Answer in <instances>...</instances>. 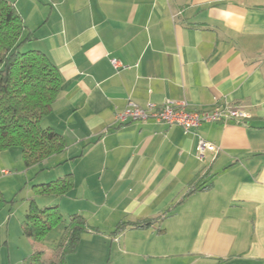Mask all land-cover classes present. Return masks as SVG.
<instances>
[{"label":"crops","instance_id":"0c3cea01","mask_svg":"<svg viewBox=\"0 0 264 264\" xmlns=\"http://www.w3.org/2000/svg\"><path fill=\"white\" fill-rule=\"evenodd\" d=\"M10 1L63 79L42 124L66 148L41 165L44 182L72 173L74 187L50 204L96 194L100 221L157 219L116 237L109 264H264V0ZM181 102L250 116L188 134L117 121ZM200 138L218 153L198 159Z\"/></svg>","mask_w":264,"mask_h":264},{"label":"trees","instance_id":"16d2710c","mask_svg":"<svg viewBox=\"0 0 264 264\" xmlns=\"http://www.w3.org/2000/svg\"><path fill=\"white\" fill-rule=\"evenodd\" d=\"M33 40V32L14 3L0 0V151L19 146L28 167L39 165L66 148L63 135L42 124L61 91L62 75L45 52L24 49ZM73 187L74 176L67 173L35 184L34 191L38 196L61 197ZM201 188L203 186L192 184L183 198ZM156 220L121 221L113 234L118 236L128 227L149 228ZM63 223L64 217L57 204L41 208L35 199H31L23 233L41 244L55 227ZM93 230L82 214H72L50 253L46 254L44 249L36 250L27 264H68L67 255L76 252L81 236Z\"/></svg>","mask_w":264,"mask_h":264},{"label":"rangeland","instance_id":"374dc122","mask_svg":"<svg viewBox=\"0 0 264 264\" xmlns=\"http://www.w3.org/2000/svg\"><path fill=\"white\" fill-rule=\"evenodd\" d=\"M29 48L28 46L24 49ZM48 169L41 164L28 167L19 146L0 151V264H27L36 250L44 249L49 254L60 240L64 224L74 213L82 214L93 231L81 236L76 252L67 255L68 264H109L114 255L112 245L118 237L113 234L117 225L113 224L114 214L107 221H100L97 212L102 201L94 194H77L68 205L59 206L64 223L55 227L44 243H36L23 233V225L31 199L44 208L51 202L47 196H38L35 184H41L48 178ZM67 201V200H65Z\"/></svg>","mask_w":264,"mask_h":264},{"label":"built area","instance_id":"2783aa9c","mask_svg":"<svg viewBox=\"0 0 264 264\" xmlns=\"http://www.w3.org/2000/svg\"><path fill=\"white\" fill-rule=\"evenodd\" d=\"M111 63L117 69L122 67V63L116 58H112ZM249 116V113L243 108L227 104L215 105L212 108L190 110L187 108L186 103L183 102L166 103L162 106L150 103L144 108L134 104L130 105L124 111L117 114V121L123 124L131 121L154 118L168 126H180L188 134L198 129L204 123L228 120L243 122ZM218 151L219 147L215 144L200 138L196 156L198 159H202L206 152L216 154Z\"/></svg>","mask_w":264,"mask_h":264}]
</instances>
